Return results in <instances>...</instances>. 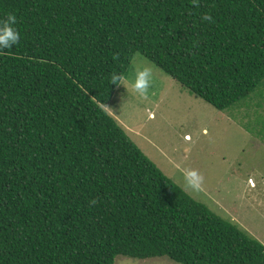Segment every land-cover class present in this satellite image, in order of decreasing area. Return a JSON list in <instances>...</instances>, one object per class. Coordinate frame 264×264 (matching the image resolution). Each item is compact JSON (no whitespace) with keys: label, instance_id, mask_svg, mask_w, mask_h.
Returning <instances> with one entry per match:
<instances>
[{"label":"trees","instance_id":"1","mask_svg":"<svg viewBox=\"0 0 264 264\" xmlns=\"http://www.w3.org/2000/svg\"><path fill=\"white\" fill-rule=\"evenodd\" d=\"M9 13L0 264H264L259 240L189 196L106 108L135 53L218 110L256 102L264 0H0Z\"/></svg>","mask_w":264,"mask_h":264},{"label":"rangeland","instance_id":"2","mask_svg":"<svg viewBox=\"0 0 264 264\" xmlns=\"http://www.w3.org/2000/svg\"><path fill=\"white\" fill-rule=\"evenodd\" d=\"M140 58L153 69L149 99H140L128 87L131 63L107 110L130 140L189 196L264 245V88L248 97L256 102L245 101V105L222 111L195 96L143 55ZM186 168L203 176L199 190L183 188ZM114 263L180 264L167 256L136 258L122 254Z\"/></svg>","mask_w":264,"mask_h":264},{"label":"clouds","instance_id":"3","mask_svg":"<svg viewBox=\"0 0 264 264\" xmlns=\"http://www.w3.org/2000/svg\"><path fill=\"white\" fill-rule=\"evenodd\" d=\"M208 15L202 16V20H210ZM17 24V17L9 13L4 18L0 19V51L10 49L15 46L20 39V33L15 27ZM133 66V73L128 87H130L133 94L142 100H148L150 90L153 86V69L144 60L140 58L139 53L133 54L131 57ZM125 78L119 73H113L111 82L113 85H122ZM183 188L185 190L197 191L200 189L203 176L195 169L186 168L182 173Z\"/></svg>","mask_w":264,"mask_h":264}]
</instances>
